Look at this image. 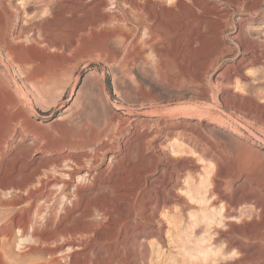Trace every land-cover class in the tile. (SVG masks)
<instances>
[{
	"label": "rangeland",
	"instance_id": "obj_1",
	"mask_svg": "<svg viewBox=\"0 0 264 264\" xmlns=\"http://www.w3.org/2000/svg\"><path fill=\"white\" fill-rule=\"evenodd\" d=\"M149 12L154 50L141 44ZM113 14L122 23H111ZM0 32L13 43L11 56L0 45V114L25 124L21 144L8 137L13 149L34 139V160L61 171L69 158L104 147L95 167L104 173L131 133L115 116L135 122L145 143H132L129 164L111 165L92 192L80 191L82 201L72 194L76 181L38 196L41 168L31 218L37 236H67L84 212L77 237L89 240L85 254L94 247L88 264L110 260L116 239L121 264H264V0H0ZM132 36L139 54L125 42ZM123 190L137 192V201L166 198L147 211L144 232L127 239L123 228L141 221L146 203L135 214L119 198ZM2 201L0 228L29 210ZM72 201L78 209L66 214ZM22 240L15 229L0 237V264H57L53 244L35 242L26 253Z\"/></svg>",
	"mask_w": 264,
	"mask_h": 264
},
{
	"label": "bare ground",
	"instance_id": "obj_2",
	"mask_svg": "<svg viewBox=\"0 0 264 264\" xmlns=\"http://www.w3.org/2000/svg\"><path fill=\"white\" fill-rule=\"evenodd\" d=\"M36 4H37L36 1L35 3L33 2V6ZM28 8L29 9L27 10L25 9L26 10L25 14H28L29 11L31 10L30 9L31 7H28ZM141 12L143 13L144 11L141 10ZM145 16H146V20L149 21L150 24H148L149 26H144L143 28L144 30H143V38L141 40L142 42L141 44L149 47V49L154 50L155 46L158 43L157 35L155 33L154 28H152L153 26L151 23L155 19V15L149 12V13H146ZM110 19H111V23L113 22L122 23V20H123L120 16L118 17L114 14L111 15ZM5 26H3L2 28H5ZM22 31H23L22 29H19L18 38L15 37V38H12V40L16 41V39L18 40L21 39L20 36L22 34ZM139 31H140L139 25L136 24L134 34L137 35ZM0 34L2 36L3 32H0ZM135 36L128 37V38L126 37L125 42L127 43V45L130 46V48L133 49L134 52L136 51V53L139 54L138 46L134 42ZM8 39L3 37L2 40L0 41V45L2 46V53H5V55L7 56H11L12 50H13L11 44L13 43L7 41ZM21 45L22 44H20V46ZM154 52L152 51V53ZM154 55L156 56V52ZM135 57L138 58L141 56L139 55L138 57L137 56ZM0 62H4V61H0ZM30 63L34 64V59L30 60ZM1 82L2 81H0V89H3L2 86L4 83L2 84ZM12 100H10V104L7 106H12V108L14 109L16 105H15V102ZM13 115H15V113ZM4 117L5 116H2L0 114V196L3 197L2 205L10 207V208L19 209L23 205L26 204L28 205L29 210L27 211V213L25 211L26 215L24 216H22L18 212L14 213L12 217L10 218L9 223L5 224L4 226L0 228V237L2 236L4 237L5 240H9L10 236L12 235V230L15 229L18 232V234H20L21 238H23L22 242H25L28 244L27 246L24 247V249L26 250V253L34 250L35 242H41L40 244L42 245H52L53 244L54 246L52 248H49L50 250L48 249V251H49L50 256L58 255L57 257L52 258V261L54 263L60 264L63 261V264H88V262L90 261L87 260V262H84V260L90 257V254L92 256L95 253V251L92 250L94 249V247L92 246L90 248V251H88V253L85 254V250L88 249V246L90 244L88 242L89 240H87L86 238L77 237V234L81 236L82 231H83V227L79 226L78 223L82 222V220L86 216H88L86 215V213L82 212L78 217L72 218L71 219L72 220L71 230L70 231L67 230V236L65 235V230H61L63 232L60 234V237H59L60 239H57V237L54 238L52 235L48 237H40L39 235L37 236V234L34 233V215H33V223L31 222L32 212L34 211V203H33V199L35 195L34 194L35 192L34 191V177L38 176V172L39 170H41V168L46 169L44 171L45 173L43 174V176H41V178H39L38 180V183H36L37 187H39L40 189L38 190L37 195L40 197L43 195H46L45 193H47V190H50L52 188H57L59 184L62 185L61 188L59 189H61V191L64 192L63 189L71 188L72 183L76 181L77 184L73 187L75 191L72 194L74 198H78L81 200V198L85 196L84 194L81 195L80 191L87 190L89 192H92V190L95 189L94 187H96L98 183L100 184V182L103 181L104 173L110 171L111 165L112 167L116 168L119 166V164L120 165L123 163H126L127 165L129 164V149L132 143L137 142L141 146L145 145L142 135L136 129V123L128 122L126 119H120L117 116H115L117 120L118 128L121 129L125 125H128L131 128V133L128 134V136L125 139L123 150H122V155L120 159L115 160L116 157L111 156L110 165L108 164L107 169L104 173H100L96 171L95 167L100 159V157H98L99 153L103 151L104 147L99 150H92L93 151L92 153L87 152L85 153V155L82 154V156H80L79 158H76V157L75 159H73L72 157L69 158L70 164L64 166V170H61V171L50 170L47 168L50 166V162H44L43 160H41V158H37L34 160V157L32 156L33 154H31V152L34 149V139L31 140V142L29 143L30 145H28L24 151L22 149L23 152L21 150L16 151V148L13 149L14 146L12 145V142H10L8 137L11 139V141L18 140V142H20L19 144H21V141H23V137H22L23 135H21L20 131H22V128H24L25 124L21 123V121L18 119V117L20 116L13 117V118H7V117L4 118ZM17 146H20V145H17ZM41 147H45V146L43 145ZM101 158L102 160L104 159L103 157ZM34 163H36V165H34ZM154 164H157V163L154 161ZM107 184L108 185L105 186L107 189L114 188V183L110 184V182H107ZM102 187L104 188V186ZM123 191H125V193L118 194L119 198H122L125 201V204H127L129 208L133 210L135 214L137 213V206L139 207L143 203H146V207L143 209V211H145V214L142 212L139 215L141 221L130 222V225L126 224L125 227L123 226L124 228H123V231L121 232V237L123 238L124 236V238L127 239L129 235L134 233V231L135 233L138 232L140 234L144 232L143 230L144 226H146L148 223L152 221V214L148 215L147 211H150V213L155 212L162 203L166 202V198H163V196L160 195L151 200L150 199L144 200L145 198L141 197L142 199L137 201V195H138L137 192H126V190H123ZM54 196L55 194L53 192L48 193L45 203L49 204ZM104 203H106V201ZM70 204L69 205L71 207L66 206L64 210L66 214H72L78 209L77 202L72 201ZM109 211H110V206L108 205V203L104 205L102 204V210H101L102 214L101 215L105 219H108V218L110 219V215H112V213L110 214ZM129 220L131 221V219ZM93 226L94 225L92 224H88L87 228L90 229ZM65 227H68V226H64V228ZM120 230L122 229L119 228V231ZM117 242H118V239H116L114 242L115 247L112 248V252L109 256L110 260L106 261L105 264H112V263L121 264L122 262H125V260L123 259V255H121L120 250L117 248L118 247ZM65 247H66V250L64 251ZM106 254H109V251H107ZM104 259L106 260L107 258H104ZM95 264H99V263L96 262Z\"/></svg>",
	"mask_w": 264,
	"mask_h": 264
}]
</instances>
